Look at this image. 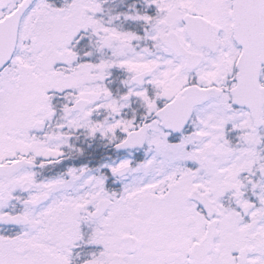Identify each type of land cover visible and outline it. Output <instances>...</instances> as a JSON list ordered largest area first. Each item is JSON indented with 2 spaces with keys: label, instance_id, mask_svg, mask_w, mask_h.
<instances>
[{
  "label": "snow or ice",
  "instance_id": "1",
  "mask_svg": "<svg viewBox=\"0 0 264 264\" xmlns=\"http://www.w3.org/2000/svg\"><path fill=\"white\" fill-rule=\"evenodd\" d=\"M0 264H264V0H0Z\"/></svg>",
  "mask_w": 264,
  "mask_h": 264
}]
</instances>
